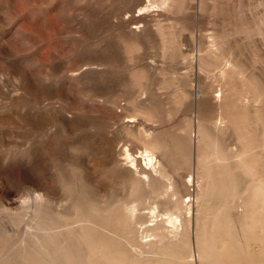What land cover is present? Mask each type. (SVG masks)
Listing matches in <instances>:
<instances>
[{"label":"rangeland","instance_id":"374dc122","mask_svg":"<svg viewBox=\"0 0 264 264\" xmlns=\"http://www.w3.org/2000/svg\"><path fill=\"white\" fill-rule=\"evenodd\" d=\"M0 264H264V0H0Z\"/></svg>","mask_w":264,"mask_h":264}]
</instances>
